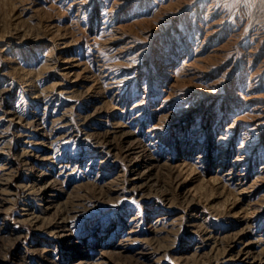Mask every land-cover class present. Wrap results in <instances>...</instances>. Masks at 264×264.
Masks as SVG:
<instances>
[{"label": "rangeland", "instance_id": "374dc122", "mask_svg": "<svg viewBox=\"0 0 264 264\" xmlns=\"http://www.w3.org/2000/svg\"><path fill=\"white\" fill-rule=\"evenodd\" d=\"M0 142V264H264V0H0Z\"/></svg>", "mask_w": 264, "mask_h": 264}, {"label": "bare ground", "instance_id": "6f19581e", "mask_svg": "<svg viewBox=\"0 0 264 264\" xmlns=\"http://www.w3.org/2000/svg\"><path fill=\"white\" fill-rule=\"evenodd\" d=\"M115 39V38H114ZM63 57V56H62ZM61 57V58H62ZM65 62H69L70 58H66L64 59ZM186 65V64H185ZM70 67L68 65H65L63 68H67ZM64 75L69 73L68 69H65V71L63 72ZM30 83V82H29ZM62 91V90H61ZM17 111V110H16ZM15 109H9L7 110V115H15L16 113ZM5 116V115H4ZM16 116V115H15ZM13 118V117H12ZM17 119V118H16ZM21 119V118H20ZM20 121V120H19ZM69 121V120H68ZM32 122V121H31ZM23 124V123H22ZM78 126V125H77ZM7 137V135H6ZM4 139V138H3ZM41 139V138H40ZM2 140V139H1ZM6 140V138H5ZM47 141V140H46ZM41 142V141H40ZM1 143V142H0ZM23 146H22V152L20 153V155L22 156L23 160L25 164L28 165V169H30L28 172V176L24 177L22 179V183L20 185L25 187V194H26V199H33V200H39L37 203L40 204L38 209L41 212H45L50 206L51 203H47V202H43V200L46 199V201H49V198L51 197V193H48L47 191V179H46V169L40 167V163L39 161H43V159L45 158V156H43L42 153L36 152L35 154H33L34 152H31L30 154L27 153L28 152V148L30 146H32V143H39L38 140H32V138L27 137V139L24 140ZM45 143V142H44ZM49 143V142H48ZM43 144V143H42ZM104 144V143H103ZM102 144V145H103ZM49 145V144H48ZM47 145V146H48ZM5 149V148H4ZM11 150V148H10ZM32 150V149H31ZM5 152V151H4ZM3 151H1V146H0V155L1 153H4ZM8 152V151H7ZM11 152V151H9ZM19 153V152H18ZM11 157V155H10ZM19 158V157H18ZM8 160V159H7ZM10 160V158H9ZM12 160V159H11ZM4 162V161H3ZM11 161H7L2 163V169L5 170V173H11L13 171V165L12 163H10ZM15 167V166H14ZM36 168V169H35ZM50 168V167H49ZM48 169V168H47ZM3 174V173H2ZM4 176V175H2ZM3 179V178H2ZM1 183V182H0ZM19 183V182H18ZM21 186V187H22ZM243 192V191H240ZM9 194L14 193V191H8ZM13 196V195H12ZM8 197V196H6ZM42 200V201H40Z\"/></svg>", "mask_w": 264, "mask_h": 264}, {"label": "snow or ice", "instance_id": "6c2138e0", "mask_svg": "<svg viewBox=\"0 0 264 264\" xmlns=\"http://www.w3.org/2000/svg\"><path fill=\"white\" fill-rule=\"evenodd\" d=\"M237 2H243L244 4H247L249 0H237Z\"/></svg>", "mask_w": 264, "mask_h": 264}]
</instances>
